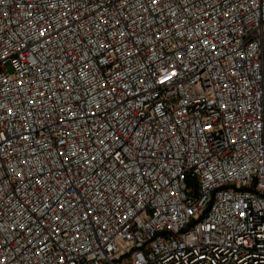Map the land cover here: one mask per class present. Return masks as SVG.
I'll return each instance as SVG.
<instances>
[{
    "label": "built area",
    "instance_id": "2783aa9c",
    "mask_svg": "<svg viewBox=\"0 0 264 264\" xmlns=\"http://www.w3.org/2000/svg\"><path fill=\"white\" fill-rule=\"evenodd\" d=\"M0 264H264V0H0Z\"/></svg>",
    "mask_w": 264,
    "mask_h": 264
}]
</instances>
